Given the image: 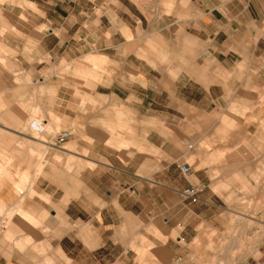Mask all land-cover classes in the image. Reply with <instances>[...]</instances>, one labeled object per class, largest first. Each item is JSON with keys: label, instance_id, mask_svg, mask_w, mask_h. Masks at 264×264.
Masks as SVG:
<instances>
[{"label": "crops", "instance_id": "0c3cea01", "mask_svg": "<svg viewBox=\"0 0 264 264\" xmlns=\"http://www.w3.org/2000/svg\"><path fill=\"white\" fill-rule=\"evenodd\" d=\"M19 3L24 5L22 10ZM188 3L185 34L196 44L183 46L182 73L159 77L138 62L135 83L146 84L143 92L132 89L121 94L117 80L108 87H95L94 98L115 107L106 108L103 118L106 160L75 151V145L89 148L92 144L73 130L65 142L71 140L72 148L65 153L74 157L72 170L35 176L34 194L24 196V217L14 221L24 242L48 243L52 249H0V264H201L208 255L190 247L199 236V226L220 231L228 223L223 213L238 211L240 197L264 196L260 168L264 164V103L260 104L264 102V0ZM29 4L37 7L48 26L38 39L36 57L57 50L61 41L56 31H87L94 54L110 60L121 59L122 52L127 58L128 51L144 50L143 45L128 47L106 37L112 26L106 4H117L115 14L126 28L128 17L140 23L144 18L122 0H0V11L11 6L16 18L23 11L30 19ZM109 34L122 36L117 30ZM2 44L11 52L22 48L8 34ZM33 62L23 63L30 73L38 64L37 59ZM168 67L174 68V62ZM128 112L136 116L137 129L143 128L144 135L116 149L108 144L111 128L119 131V142L127 140L121 125L126 126ZM86 115L84 131L95 142L103 129L90 126L95 117ZM46 125L43 120L42 127L33 130L43 135ZM183 163L191 166L186 177L178 168ZM195 183L207 184L200 200H183L179 191ZM19 201L11 182L0 181V202L10 208ZM45 211L54 219L46 217ZM241 218L237 213L236 221ZM234 242L238 243V236ZM259 242L258 257L243 264H264V236ZM229 259L239 264L238 253Z\"/></svg>", "mask_w": 264, "mask_h": 264}, {"label": "rangeland", "instance_id": "374dc122", "mask_svg": "<svg viewBox=\"0 0 264 264\" xmlns=\"http://www.w3.org/2000/svg\"><path fill=\"white\" fill-rule=\"evenodd\" d=\"M122 1L126 2L133 13L140 16L142 14L144 18L140 23L137 19L131 20L128 17L126 28L115 14L117 4L114 7L106 4V15L112 23L111 29L106 31V37L128 47L143 45L144 50L132 53L128 51L127 58L122 52L121 59L117 60L94 54L92 45L88 43L87 31H56L61 41L57 50L53 54L45 53L36 57L34 50L38 39L48 32V26L42 23L43 14L34 4L27 5L31 9L30 19L26 18L23 11H19L16 18L14 12H10L11 6H4L6 10L0 11V127L10 128L8 131L0 129V181L9 180L20 198L10 208L0 202V249L10 251L16 248L22 251L30 247L37 252L52 249L48 243L37 245L29 243L27 239L24 242L22 231L14 225V221L21 220L20 216L24 217V196L34 194L32 189L35 176L72 170L70 159L74 157L65 153L72 148L71 140L60 148L52 144V137L58 131L72 128L79 139H86L88 144H92L89 148L87 145H75V151L83 155L95 154L101 160H106L102 157L106 156V140H103L106 136V122L103 118L106 119V108L115 107H109L106 100L94 98L98 84L108 87L112 80H117L119 82L115 86H119L121 94L132 89L143 92L146 84L141 82L142 86H139L135 83L138 81L136 74L140 72L138 62L143 63V70H149L159 77L168 74L175 78L183 71V46L196 44L185 34L184 16L189 15L190 9L188 0ZM18 5L19 10H22L24 5ZM80 5L85 6L83 2ZM15 12L18 13L17 8ZM83 27H87L86 22ZM115 30L120 31L122 36L116 34L110 37L109 33ZM4 34L11 36L22 47L21 50L17 47L13 52L6 50L2 44ZM173 48L174 53L166 51ZM18 55L22 57L18 58ZM34 59H37L38 64L35 71L30 73L23 65L27 62L34 64ZM172 61L174 68L168 67ZM87 113L95 117L89 125L104 130L97 133L95 142L87 138V132L84 131ZM126 118V126L121 125V134H126L127 140L121 139L119 142V131L111 128L112 140L108 144L116 149L128 147L137 135H144L143 128L137 129L136 116L128 112ZM43 120L47 123L46 132L40 135L31 125H43ZM73 142L76 144V141ZM79 161L82 159L79 158ZM87 165L93 166L90 163ZM260 168L263 172L264 164ZM239 203L238 211L231 212L227 209L223 213L222 219L228 222L224 229L217 231L212 227L199 226V236L192 241L190 247L208 255L206 260L200 261L201 264H236V261L229 259L232 253L239 254V264L251 261V257H258L261 246L259 241L264 236V196H242ZM237 213L242 216L238 221L235 219ZM44 215L54 219L49 211H45ZM26 219L34 222L28 216ZM237 236L236 244L234 241Z\"/></svg>", "mask_w": 264, "mask_h": 264}, {"label": "built area", "instance_id": "2783aa9c", "mask_svg": "<svg viewBox=\"0 0 264 264\" xmlns=\"http://www.w3.org/2000/svg\"><path fill=\"white\" fill-rule=\"evenodd\" d=\"M33 129L39 130L42 125H38L36 123H33L31 125ZM73 135V129L72 128H64L61 129L56 133V135L52 138L53 145L60 147L63 145L71 136ZM180 173L186 177L191 173V166L188 163H183L178 166ZM207 187V184L205 183H195L191 184L189 186L184 187L179 191L180 196L183 200L189 201L191 203L198 202L200 200V193Z\"/></svg>", "mask_w": 264, "mask_h": 264}]
</instances>
